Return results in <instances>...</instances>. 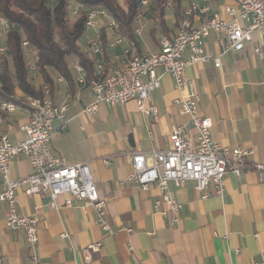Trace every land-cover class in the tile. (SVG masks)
Masks as SVG:
<instances>
[{
	"label": "crops",
	"instance_id": "crops-1",
	"mask_svg": "<svg viewBox=\"0 0 264 264\" xmlns=\"http://www.w3.org/2000/svg\"><path fill=\"white\" fill-rule=\"evenodd\" d=\"M182 6H186L185 0ZM228 6H235L233 0H213V8L225 20ZM154 27V21L143 23L135 52L157 53L161 38L168 34L172 38L177 32L176 27H168V34L158 30L152 35ZM145 34L150 38L148 44L142 39ZM109 38L114 39L111 34ZM256 42L263 56L256 55V45L250 43L242 53L224 55L221 68L213 63L198 64L188 69V75L199 95V114L212 120V139L225 147L253 150L249 161L264 164V38L257 36ZM206 45L209 51L221 52L214 34ZM122 50L109 45L106 61L112 70L122 67ZM83 51L89 53L87 47ZM51 69L46 68L49 83L38 71L30 82L36 89L48 88L54 103L69 105L66 130L59 121L53 124L52 153L68 165H90L97 189L108 198L111 230L104 232L94 209L84 203L66 207L69 197L64 195L57 201L58 209H53L48 196L28 195L23 186L16 194L17 210L38 218L39 243L33 251L23 234L7 228V207L0 203V264H33V252L40 264H85L82 250L97 242L103 247L90 264H264V183L256 175L238 178L228 174L224 194L206 200L194 182L182 188L170 183V194L183 205L180 223L175 226L156 210L154 202L160 191L155 186L142 190L123 183L132 173L131 155L169 151V138L176 129L196 147L192 120L180 115L175 104L181 94L172 77L165 75L161 87L151 94L160 111L157 119L145 118L135 102L101 105L90 116L85 113L94 102L90 87L81 88ZM71 75L76 80L73 67ZM22 95L17 91V97ZM28 120L20 111L6 118L0 128L18 145L25 139L19 127ZM31 174L24 155L11 162V179L22 180ZM208 189L212 192V185Z\"/></svg>",
	"mask_w": 264,
	"mask_h": 264
},
{
	"label": "built area",
	"instance_id": "built-area-1",
	"mask_svg": "<svg viewBox=\"0 0 264 264\" xmlns=\"http://www.w3.org/2000/svg\"><path fill=\"white\" fill-rule=\"evenodd\" d=\"M183 19L176 34L162 37L157 53H137L134 44L120 34L119 23L105 9H86V29L93 31L88 41L87 51L98 58L95 78L88 80L79 61L73 65L76 83L81 88L90 87L94 102L85 109L93 116L101 105L117 106L135 102L147 119H157L160 111L151 101V94L161 87L165 75L172 77L175 89L181 94L175 100L179 114L189 116L197 133V144L193 147L181 136L180 129L170 135L169 151H153L149 155L136 153L131 155L132 173L123 183L134 184L142 190L155 186L160 191L155 199L156 210L172 226L181 220L183 205L177 202L169 192V184L177 188L185 187L188 182L196 184V190L203 200L212 195L222 196L225 192V177L232 174L242 177L245 174L256 175L259 183H264V164L251 162L253 150L237 147L230 148L215 142L211 137L212 120L199 114V95L188 75V69L198 64L213 63L215 68L222 67L224 55L245 51L247 44H255L254 53L263 56L256 37L264 38V0H233L235 6L226 7L228 19H223L213 8V0H185ZM150 0H141L142 12L136 17L139 24L136 34L140 36L144 23V10ZM173 10L172 2L167 4ZM2 38L10 31V25L0 17ZM105 29L114 36L110 47H122V67L104 75L105 64L101 47V30ZM214 34L221 52L207 49V39ZM25 51L29 49L23 43ZM5 47L0 49V55ZM31 52V51H30ZM33 58L36 52L32 51ZM1 68V61H0ZM37 71L36 66L31 68ZM162 71V74L159 73ZM48 88L43 98L22 95L24 105L11 102L0 103V127L9 116L25 112L28 122L19 127L25 139L14 145L6 132L0 128V203L7 207V228L25 236L31 250L39 243V220L35 216L21 215L17 210V192L26 186L28 195H42L50 198V207L58 209V199L64 195L69 198L66 207H74L82 202L94 209L97 223L104 232H110L107 221L108 198L101 196L96 187L90 165L80 163L68 165L56 158L51 149L54 134V122L62 124V130L68 125L69 105L56 104L50 99ZM24 155L32 168V174L26 179L13 180L10 177L11 162ZM110 165L109 161L105 162ZM212 185L213 191L208 188ZM165 205V209H160ZM131 232V230H128ZM102 242L89 245L82 250L85 264H90L93 255L99 253ZM33 264H40L37 254L31 256ZM259 264V263H255Z\"/></svg>",
	"mask_w": 264,
	"mask_h": 264
},
{
	"label": "trees",
	"instance_id": "trees-1",
	"mask_svg": "<svg viewBox=\"0 0 264 264\" xmlns=\"http://www.w3.org/2000/svg\"><path fill=\"white\" fill-rule=\"evenodd\" d=\"M75 1L86 9L107 10L119 23L120 34L133 43L134 48L140 46L135 31L139 26L136 17L142 12L141 0ZM169 2L173 5L175 27L180 25L183 19V0H150V5L143 12L144 23L146 20L154 21L152 35L158 30L168 34L166 17ZM70 11L67 0H0V17L10 25L5 40L0 28V49L5 47V52L0 55V103L24 105V101L17 97V91L23 95L43 98V88L36 89L30 82L33 65L47 83L50 82L46 74L47 67L54 68L65 79L76 82L71 75L76 61L82 64L89 81L95 78L98 58L81 49L87 31L86 15L82 13L77 22L71 25ZM100 33L106 76L113 71L106 61L111 33L105 29ZM166 36L170 37L169 34ZM24 42L29 44L28 55L32 51L36 52L35 58L26 57Z\"/></svg>",
	"mask_w": 264,
	"mask_h": 264
},
{
	"label": "rangeland",
	"instance_id": "rangeland-1",
	"mask_svg": "<svg viewBox=\"0 0 264 264\" xmlns=\"http://www.w3.org/2000/svg\"><path fill=\"white\" fill-rule=\"evenodd\" d=\"M67 1L69 2L70 9H71V11H70L71 12L70 13L71 25H73V24H75L77 22V20L81 16V14L86 12L85 11L86 8L83 5L77 3L75 0H67ZM166 24H167V26L169 28H174L175 27V17H174V15L172 13V10L167 11ZM142 32H141V35H143ZM90 35H91L90 31H86L85 32V35L83 37V41L81 42L82 44L80 43L81 46H82V48H81L82 50L86 49L88 41H89V39L91 37ZM142 39H143L144 44H148L149 41H150V38H149V36L147 34H145L142 37ZM28 52L29 51L27 50L26 51V57L31 59L32 55L31 54L28 55ZM50 71H53V70L50 68ZM36 72L37 71L31 72V74H30L31 79L33 77V73L35 74ZM32 82H33V80H32Z\"/></svg>",
	"mask_w": 264,
	"mask_h": 264
}]
</instances>
